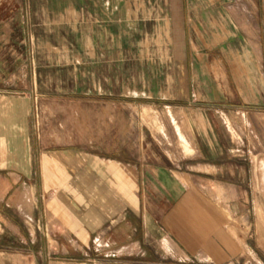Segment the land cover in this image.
Instances as JSON below:
<instances>
[{"label":"crops","instance_id":"0c3cea01","mask_svg":"<svg viewBox=\"0 0 264 264\" xmlns=\"http://www.w3.org/2000/svg\"><path fill=\"white\" fill-rule=\"evenodd\" d=\"M134 2L106 0V70L121 73L103 99L78 82L61 92V55L81 52L68 46L33 47L50 72L15 77L25 4L0 0V264H264V143L234 142L218 120L264 115V0ZM148 69L163 76L122 72ZM127 91L182 125L171 116L157 138ZM236 177H263L258 194Z\"/></svg>","mask_w":264,"mask_h":264},{"label":"rangeland","instance_id":"374dc122","mask_svg":"<svg viewBox=\"0 0 264 264\" xmlns=\"http://www.w3.org/2000/svg\"><path fill=\"white\" fill-rule=\"evenodd\" d=\"M130 1L132 2V7L134 8V1L136 0ZM144 1H148L147 3L151 4L149 0ZM22 2H24L25 5L23 22L20 23V27L24 33V38H22L23 44L29 49V53L27 54V59L25 61H19V63L15 65V77H25L27 79H35V81L38 80V73L41 70H39L36 65L37 55L33 53V47L43 45H60L63 47L68 46L70 49H77L76 51L81 52L77 54V62L72 61V56L74 54L68 55L65 51L64 55H61L63 58V64L60 66V73L64 82V85L58 86L63 89L61 92L65 93L67 90L72 88V84L78 82L80 95H94L95 97L101 98L106 96V74L109 73L110 75L117 77L121 73L117 68L106 70V0H22ZM138 3H143V0H139ZM146 8L149 7L147 6ZM146 27L147 33L150 34L149 22L146 23ZM143 32L145 33L146 31L143 30ZM145 40L146 39L137 38L130 39L129 41L132 44L137 42L136 45L139 44L138 46H140V41H144V45L147 44L148 47L152 46L150 45L151 39L149 37L147 41ZM164 41L165 38L160 37V42ZM18 43L19 42H16V44ZM123 43V38H114L113 44L118 45ZM88 46H94L96 53H86L85 48ZM237 55L238 54L234 53L236 58ZM24 56L26 57V55ZM162 56L163 54L159 53L160 65H162ZM232 56L233 55H229L228 60L234 59V56ZM239 56L242 57V60H246L247 58H250V60L252 59V56L249 55L248 57L246 52L243 54L239 53ZM231 60L228 62L232 65ZM46 70L47 72H45ZM46 70H42L41 73L50 72L49 68ZM122 72L126 74L136 72V75L138 72H142L143 76H139L143 77L144 81L151 77L152 73L155 75L158 73L159 77L161 75L163 76L164 70H123ZM128 74V80L130 77L132 78L134 76V74L132 76ZM123 79L126 80V77ZM92 90L93 93L91 92ZM128 93L129 92L127 91V95L119 96L117 98H120L122 100L121 102L127 103V110L131 112L134 117H136L135 115L137 111L138 125H140L141 122L148 125L157 138L159 135L161 136L163 132L166 133V121L168 119L170 120L171 116L174 118L178 112L174 113L172 110H168V108L164 107L162 103L155 101L154 103H151L150 101H147L149 99L147 97L136 98L129 95ZM134 119L135 118H133L132 124H135ZM218 120L221 122L223 127H226L232 141H254L264 143V115L253 116L250 114V112H247L246 108L235 109L230 107L226 109L225 114L222 115V118H219ZM174 122L175 126L178 124L182 125L180 119L176 117L174 118ZM137 137V135L131 133V142L133 143L134 147H136L135 143L139 142ZM258 148V144L256 143L255 152L264 153V150H258ZM244 152H246V150H244ZM236 178L242 180V183H248L251 188H255V193L258 194L257 191L262 186L261 181L263 180V177ZM262 191H260L256 199H264ZM241 233L242 231H240V234ZM248 242L253 244L254 239L252 236H249ZM252 248L254 249L257 256L264 262V246L256 245ZM245 257L246 256L243 255L242 258H240V264H242L241 260Z\"/></svg>","mask_w":264,"mask_h":264}]
</instances>
